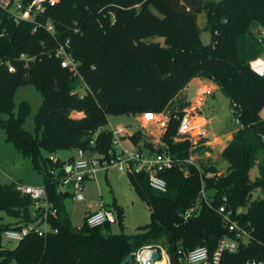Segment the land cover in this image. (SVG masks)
Masks as SVG:
<instances>
[{
    "label": "trees",
    "instance_id": "1",
    "mask_svg": "<svg viewBox=\"0 0 264 264\" xmlns=\"http://www.w3.org/2000/svg\"><path fill=\"white\" fill-rule=\"evenodd\" d=\"M30 1L21 0L24 5ZM200 13L206 17L203 29L197 24ZM38 20L52 22L57 41H70L69 52L89 91L83 99L72 94L82 82L54 58L56 41L49 33L0 12V129L5 141L42 175L55 211L48 214L50 231L45 236L32 231L14 248L4 247V231L39 225L42 215L33 211L32 200L15 183L0 185V211L16 220L5 224L0 218V264H121L129 256L127 264H138L134 254L145 246L165 250L170 264H183L179 250L206 247L212 253L228 235L217 213L223 197L250 241L236 253L223 254L218 264L264 260V75L251 67L264 53L257 41L264 28V0H59ZM202 30L210 34L208 45L201 41ZM155 37L163 43L145 41ZM193 79L215 84L239 124L220 154L228 164L226 171L219 174L209 166L200 172L192 165L186 171L163 170L164 193L149 186L146 172L128 174L130 185L149 207L147 224L125 234L123 210L112 201L107 208L116 215L118 233L111 224L88 227L83 221L73 228L65 205L72 194L59 191L65 161L53 163L50 155L78 149L107 155L112 142L108 116L160 113ZM26 85L41 96L33 134L23 129L29 104H15L17 90ZM187 106L185 100L170 113L161 138L181 161L188 158L190 143L176 142L175 136ZM128 138L140 151H162L142 146L140 134ZM254 167L258 176L251 180ZM53 170H58L56 175ZM196 206L185 220L186 211ZM239 208L242 213L236 215Z\"/></svg>",
    "mask_w": 264,
    "mask_h": 264
},
{
    "label": "built area",
    "instance_id": "2",
    "mask_svg": "<svg viewBox=\"0 0 264 264\" xmlns=\"http://www.w3.org/2000/svg\"><path fill=\"white\" fill-rule=\"evenodd\" d=\"M59 0H31L27 5L22 4L21 0H0V10L4 11L8 17L16 23L29 22L34 25V30L37 28L44 29L56 41L54 50V58L60 63L61 68L66 69L73 77H78L81 80V85L75 89L72 94L76 95L79 99H83L87 93L88 88L82 81L78 72V63L74 60L69 52V40L64 42L57 41L55 37V28L50 20L45 22L39 21V16H44L48 9L54 7ZM257 41L264 45V28L260 29L257 33ZM21 59L25 60V56L21 55ZM7 70L9 73L15 71L14 67L8 65ZM212 95L209 89H197L194 99L199 107L204 104L208 96ZM196 108L183 111V116L179 119V125L175 136L176 142L187 141L190 143L189 156L186 160L175 159L165 146L160 152H142L137 147L135 151H127L122 147V139L128 133L123 127H116L110 129L112 133L111 148L108 150L107 155L94 153L91 150L78 149L74 152L72 161H65L62 166L63 175L59 179V191H69L72 198L76 202H83L84 195L82 193L83 183L88 180H94L96 174L100 171L106 172L110 168H116L119 172L126 171L127 174L134 172L144 171L148 175L149 186L158 192L164 193L167 189L165 180L160 176L163 170L178 167L182 171H186L187 166H196V158L194 156L195 150L199 147H204L207 144V132L203 125L196 123L197 116L193 113ZM142 119L145 122H155L159 127L165 129L169 122L168 116H157L155 113H144ZM90 146H94V140L91 141ZM49 160L56 162L57 157L50 155ZM58 170L51 171L52 174H57ZM16 189L25 196H28L32 202V209L34 212H39L42 215L39 225H27L19 230H6L3 237L8 241L18 242L22 240L30 232H35L39 236H45L50 231V226L47 222L48 214H53L55 211L52 205L47 201L46 190L44 186L39 187H25L16 183ZM202 197L205 199L203 191ZM206 200V199H205ZM207 202V201H206ZM226 198L223 197L222 204L217 209V213L221 216L223 225L227 229L228 235L219 239L214 252L206 247H197L187 252L178 251L179 262L183 264H218L220 258L225 253H236L240 246L246 245L250 241V233L241 227L238 221L233 219V212L226 209ZM207 204H209L207 202ZM197 206L184 214V219H188L195 211ZM242 213L239 208L235 211L238 215ZM88 227H97L104 224H115L116 215L107 207H100L94 211H88L83 219ZM158 251L160 255V262L165 253L160 247L145 246L134 254L135 261L138 264H145L150 255ZM147 257L146 262L141 260ZM155 262V264L157 263ZM246 264H264V260H252Z\"/></svg>",
    "mask_w": 264,
    "mask_h": 264
},
{
    "label": "rangeland",
    "instance_id": "3",
    "mask_svg": "<svg viewBox=\"0 0 264 264\" xmlns=\"http://www.w3.org/2000/svg\"><path fill=\"white\" fill-rule=\"evenodd\" d=\"M197 24L200 29L206 25V17L204 13L197 16ZM145 41H157L161 44V38H148ZM201 41L204 45L210 43V34L207 31H201ZM188 85H186L175 98H173L163 111L155 113L157 116H170V113L182 102L186 100ZM27 102L30 106V113L24 120L23 129L29 133H34L35 124L34 117L41 104L40 94L31 86L26 85L20 87L15 95L16 107L20 102ZM196 108L193 113L195 116H202L206 119V132L209 142L213 146L208 145L199 147L193 153L196 158V166L203 172L207 167L214 166L218 169L219 174L224 173L228 166L227 162L221 157L219 150L226 144L233 133L239 128V124L232 116V110L229 100L222 94L219 88H215L214 93L208 96L204 104L199 107L193 98L185 110ZM140 113L137 115H121L108 116L107 129L123 127L128 135L122 139V147L127 151H135L136 147L130 141L129 134L137 133L142 135L141 145L147 143L155 151L163 149L164 144L161 138L166 130L159 127L155 122H145ZM205 148V150L203 149ZM202 149L204 152H202ZM142 152H151L147 147L141 148ZM153 153V152H151ZM74 156L73 151H62L56 156L66 161L70 156ZM57 158V159H58ZM106 174V175H105ZM250 179L254 180L258 176V169L254 167L250 171ZM17 183L25 187L43 186V177L32 169L29 160L22 158L13 148V146L5 141L4 132L0 129V185ZM82 193L84 202H74L72 198L65 201L71 225L73 228H80L83 224L84 211L87 204H91L92 209L98 205L110 204L115 201L123 210V225L125 234H134L137 228L147 224L150 221V210L145 200H143L136 190L130 185V180L126 171L119 172L116 168H110L106 172L100 171L96 174L94 180H88L83 183ZM256 194H254L255 196ZM96 206V207H95ZM107 207V206H104ZM1 221L5 224L14 223L16 220L9 217L6 212L0 211ZM112 232L118 233L117 223L112 224ZM3 246L14 248L17 244L15 241H7L3 237ZM165 264H170L168 256L165 254ZM162 259V260H163ZM161 260V261H162ZM160 261V262H161Z\"/></svg>",
    "mask_w": 264,
    "mask_h": 264
},
{
    "label": "crops",
    "instance_id": "4",
    "mask_svg": "<svg viewBox=\"0 0 264 264\" xmlns=\"http://www.w3.org/2000/svg\"><path fill=\"white\" fill-rule=\"evenodd\" d=\"M251 67L257 72V73H259V74H261V75H264V53H262L256 60H254L253 62H251ZM190 84H194V85H197L198 87H199V89H204V88H206V89H209V90H211L212 91V94L214 93V91H215V88H218L215 84H213V83H211V82H209V81H206V80H202V79H193L192 81H191V83ZM75 116H81V114H78V113H76L75 114ZM260 117L264 120V107L262 108V110L260 111ZM196 123L198 124V125H203V126H205V128H206V124H207V122H206V119H204L202 116H200V115H198L197 116V120H196ZM237 131V130H236ZM235 131V132H236ZM234 134V133H233ZM132 134H129V136H131ZM232 140V137L230 138V140L226 143V144H224V146H222V148L219 150V153L221 154V152H222V150L226 147V145L230 142ZM207 144H206V146H208V145H211V146H213V143H211V142H209V140H208V137H207ZM205 146V147H206ZM56 156V155H55ZM73 156V155H72ZM57 157V156H56ZM58 158V157H57ZM106 175V174H105ZM72 200L74 201V202H76L73 198H72ZM85 201V200H84ZM83 201V202H84ZM77 203H79V202H77ZM109 204H104V203H102V204H100V205H98L95 209H92V207H91V204H87L86 205V208H85V211H84V216H85V214L88 212V211H94V210H97V209H99L100 207H102V206H108ZM83 216V217H84Z\"/></svg>",
    "mask_w": 264,
    "mask_h": 264
},
{
    "label": "water",
    "instance_id": "5",
    "mask_svg": "<svg viewBox=\"0 0 264 264\" xmlns=\"http://www.w3.org/2000/svg\"><path fill=\"white\" fill-rule=\"evenodd\" d=\"M1 12V10H0ZM198 89V86L197 85H194V84H190L188 86V90H187V97H186V103H189L196 95V91ZM160 255H159V252L158 251H154L149 259L147 260V262L145 264H155V262L159 261L160 260ZM131 261V257H127L125 258L121 264H127Z\"/></svg>",
    "mask_w": 264,
    "mask_h": 264
},
{
    "label": "bare ground",
    "instance_id": "6",
    "mask_svg": "<svg viewBox=\"0 0 264 264\" xmlns=\"http://www.w3.org/2000/svg\"><path fill=\"white\" fill-rule=\"evenodd\" d=\"M146 260H147V257L145 256L141 261L146 262ZM164 262H165V260L163 259L161 262H157L156 264H164Z\"/></svg>",
    "mask_w": 264,
    "mask_h": 264
}]
</instances>
